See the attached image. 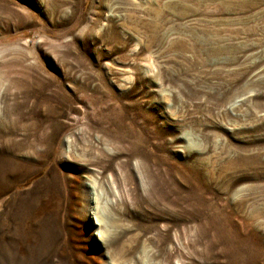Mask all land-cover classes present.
Listing matches in <instances>:
<instances>
[{
    "label": "rangeland",
    "instance_id": "rangeland-1",
    "mask_svg": "<svg viewBox=\"0 0 264 264\" xmlns=\"http://www.w3.org/2000/svg\"><path fill=\"white\" fill-rule=\"evenodd\" d=\"M111 261L264 264V0H0V264Z\"/></svg>",
    "mask_w": 264,
    "mask_h": 264
},
{
    "label": "bare ground",
    "instance_id": "bare-ground-1",
    "mask_svg": "<svg viewBox=\"0 0 264 264\" xmlns=\"http://www.w3.org/2000/svg\"><path fill=\"white\" fill-rule=\"evenodd\" d=\"M242 13L244 12V10L242 9V11H241ZM242 18V17H241ZM243 20L244 19H242V21L240 22V24H242V22H243ZM245 28V27H244ZM249 32H251V30L249 29ZM253 47V46H252ZM254 48V47H253ZM249 49V48H248ZM91 189H92V192L91 193H93V187H91ZM93 215V217H94V215H96L95 213H91V216ZM90 216V220H91V223L93 222V218ZM97 219V218H96ZM97 223H98V221H97ZM103 222H100L99 221V225L98 224H96V223H92L94 226H95V236L97 237V240H99L102 244H107V241H105V239H103V237H101L102 236V231H101V228H104V225L102 224ZM97 226H99V227H97ZM110 264H112V261L110 262Z\"/></svg>",
    "mask_w": 264,
    "mask_h": 264
}]
</instances>
